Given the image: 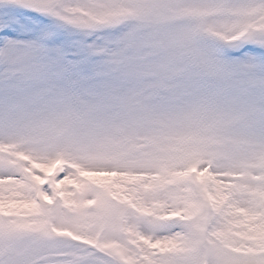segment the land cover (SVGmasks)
<instances>
[{
  "label": "snow or ice",
  "instance_id": "snow-or-ice-1",
  "mask_svg": "<svg viewBox=\"0 0 264 264\" xmlns=\"http://www.w3.org/2000/svg\"><path fill=\"white\" fill-rule=\"evenodd\" d=\"M0 264H264V0H0Z\"/></svg>",
  "mask_w": 264,
  "mask_h": 264
}]
</instances>
